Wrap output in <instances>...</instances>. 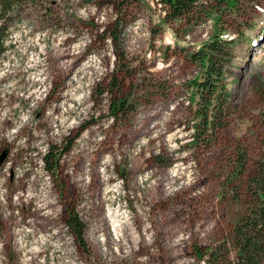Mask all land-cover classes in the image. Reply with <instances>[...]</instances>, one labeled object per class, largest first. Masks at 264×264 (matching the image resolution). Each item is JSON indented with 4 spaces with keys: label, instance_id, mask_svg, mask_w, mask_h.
<instances>
[{
    "label": "rangeland",
    "instance_id": "rangeland-1",
    "mask_svg": "<svg viewBox=\"0 0 264 264\" xmlns=\"http://www.w3.org/2000/svg\"><path fill=\"white\" fill-rule=\"evenodd\" d=\"M249 15L227 73L228 125L205 146L187 84L198 69L184 51L212 21L176 39L159 0L31 7L0 58V264H207L194 248L221 242L240 211L224 185L230 158L238 146L252 158L262 148L264 0ZM115 25L136 71L126 84L140 96L122 120L100 94L115 60L104 33ZM158 81L169 98L139 95ZM52 145L70 146L55 174L42 159ZM69 210L85 223L86 248L67 228Z\"/></svg>",
    "mask_w": 264,
    "mask_h": 264
},
{
    "label": "trees",
    "instance_id": "trees-1",
    "mask_svg": "<svg viewBox=\"0 0 264 264\" xmlns=\"http://www.w3.org/2000/svg\"><path fill=\"white\" fill-rule=\"evenodd\" d=\"M43 0H0V58L8 50V37L24 21L28 10L37 7ZM164 5L165 18L175 22L173 29L176 39L189 35L199 25L212 21L210 34L202 40L198 48L184 51L186 60L194 64L198 71L189 81L188 88L195 96L194 139L199 145L209 146L218 133L228 125V109L231 93L228 89L229 65L233 48L238 38L244 37V23H250L249 13L258 7V0H159ZM245 26V27H244ZM104 35L110 37L114 54V69L108 83H101L100 94L108 96L107 111L112 119L130 118L137 109L138 98H133L132 86L126 84L136 76L127 53L120 42L117 27L106 29ZM171 88L166 81H158L141 90V97L153 99L155 95L163 99L170 96ZM155 94V95H154ZM151 103V101L149 102ZM260 122L262 126V148L256 158H252L244 146H238L230 158L224 182L230 200L240 204V211L230 232L221 242L205 248L195 247V255L207 264H262L264 262V95L262 97ZM70 146L60 150L50 146L44 153V168L50 174L60 169L61 157ZM168 174L158 180V187L166 190L164 181ZM164 187L166 189H164ZM69 232L82 248L87 247L85 223L75 210L66 216Z\"/></svg>",
    "mask_w": 264,
    "mask_h": 264
},
{
    "label": "water",
    "instance_id": "water-1",
    "mask_svg": "<svg viewBox=\"0 0 264 264\" xmlns=\"http://www.w3.org/2000/svg\"><path fill=\"white\" fill-rule=\"evenodd\" d=\"M3 156H4V155H2V157H0V164L2 163V160H3Z\"/></svg>",
    "mask_w": 264,
    "mask_h": 264
},
{
    "label": "flooded vegetation",
    "instance_id": "flooded-vegetation-1",
    "mask_svg": "<svg viewBox=\"0 0 264 264\" xmlns=\"http://www.w3.org/2000/svg\"><path fill=\"white\" fill-rule=\"evenodd\" d=\"M133 251H134V249L132 248L131 252H133Z\"/></svg>",
    "mask_w": 264,
    "mask_h": 264
}]
</instances>
